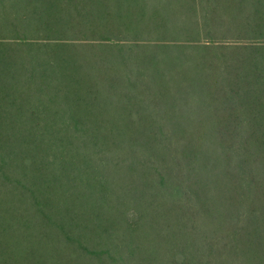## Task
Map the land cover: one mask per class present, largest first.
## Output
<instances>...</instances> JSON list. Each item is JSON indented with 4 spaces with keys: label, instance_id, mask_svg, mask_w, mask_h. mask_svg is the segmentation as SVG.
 <instances>
[{
    "label": "trees",
    "instance_id": "16d2710c",
    "mask_svg": "<svg viewBox=\"0 0 264 264\" xmlns=\"http://www.w3.org/2000/svg\"><path fill=\"white\" fill-rule=\"evenodd\" d=\"M0 264H264V0H0Z\"/></svg>",
    "mask_w": 264,
    "mask_h": 264
}]
</instances>
